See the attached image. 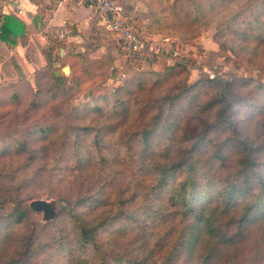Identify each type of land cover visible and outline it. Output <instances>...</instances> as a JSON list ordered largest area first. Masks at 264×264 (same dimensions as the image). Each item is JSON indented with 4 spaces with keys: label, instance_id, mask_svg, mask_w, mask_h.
Returning a JSON list of instances; mask_svg holds the SVG:
<instances>
[{
    "label": "trees",
    "instance_id": "trees-1",
    "mask_svg": "<svg viewBox=\"0 0 264 264\" xmlns=\"http://www.w3.org/2000/svg\"><path fill=\"white\" fill-rule=\"evenodd\" d=\"M118 1L135 25L142 17L148 19L142 31L145 36L160 33L156 26L164 12L177 16L185 6L184 0H146L149 10L140 16L131 4ZM221 1L222 10L214 8L212 15L218 22L205 28H214L220 47H230L238 55L246 47L236 38L254 40L257 44L250 48L254 53L258 45H264V0ZM196 9L188 6L187 16L204 18L201 5ZM93 30L96 42H103L102 35L111 33L104 25L97 24ZM25 31L24 22L6 15L0 40L15 44ZM117 45L114 56L118 58L125 52ZM62 49H66L63 57H67L69 47L61 42L46 48L47 63L34 73L52 68L49 82L46 87L36 82L37 89L31 90V96L35 108L48 95L60 99L67 104L64 112L52 124L41 121L24 126L26 132L13 139L15 149L8 152L14 156L34 150L37 156L50 157L66 147L63 155L74 158L80 173L97 176V181L89 190L79 187L74 194L69 193L66 209L45 226L53 229L52 235L40 233L36 225L26 226L30 207L16 199L13 210L0 224V264H45L53 258V252L64 253L68 264H179L181 254L187 255L182 264H217L221 252L236 246L250 226L264 223V120L246 135L237 121L238 104L246 98L236 90L249 84L248 79H210L208 86L201 81L185 82L163 93L157 89L143 92L142 79L136 88L130 81L104 95L105 107L95 104L94 93L89 102L72 106L75 86L53 69ZM88 50L89 46L83 51ZM181 70L173 66L156 75L161 82ZM19 82L5 88L17 87ZM143 93H149L148 106H139ZM14 98L19 99V93L15 92ZM207 110L215 114L214 121L198 118L197 128L190 130L187 117L196 119ZM182 111H186L185 117ZM261 111L264 115V108ZM22 122H17L18 126ZM168 141L171 151L165 148ZM231 154L239 158L230 166L227 162ZM131 163H139L136 171H131L138 174L121 182L120 187L106 179V168L120 164L119 172H123L126 168L121 167ZM4 203L0 197V206ZM116 221L125 226L109 230L108 237L100 241L101 231ZM160 223L172 229L162 241L155 242L154 249L149 229ZM231 258L229 255L227 260ZM193 259L198 263H192Z\"/></svg>",
    "mask_w": 264,
    "mask_h": 264
},
{
    "label": "rangeland",
    "instance_id": "rangeland-1",
    "mask_svg": "<svg viewBox=\"0 0 264 264\" xmlns=\"http://www.w3.org/2000/svg\"><path fill=\"white\" fill-rule=\"evenodd\" d=\"M169 1L172 2V0L167 2ZM183 3L185 6L180 9L177 16L167 10V12H164L163 20L158 21L156 26L160 34L179 37V49L184 56L182 63H171V65L167 59L154 55L139 56V54L122 53L117 58L114 53L118 52V43L109 32L102 35L103 42H96L97 35H94L88 45L89 50L83 51V55L79 58H75L73 52L81 50L79 49L80 45L87 49L86 42L89 41L85 40L76 46H69V55L67 57H58L59 66L53 64V69L62 70L65 66H70V72H62L61 75L68 77L71 80V84L75 86L73 87L74 99L71 101L72 106L89 102L92 98V93H94L93 95L97 99L95 104L105 107L106 99L104 95H107L108 92H113L116 87L130 81L133 82L132 87L136 88V84L142 79L145 85L142 89L143 92L157 89L156 91L160 93L185 82L195 84V82L201 81L202 85L208 86L210 83L207 80L210 79H219L224 82H231L235 79L239 81L248 79L249 84L236 90V92L239 91V96L242 95L246 98L243 103L238 104L237 121L239 128L241 130L242 128L244 129L245 135L254 131L256 123L264 120V115L261 111L264 108V45H258L254 52L256 54H254L251 53L252 50L250 48L256 46L257 43L250 38L241 41L239 37L236 40L246 47L245 50L241 49L239 55L231 50L230 47H220V44L215 39L216 30L212 27H205L218 22L212 15L215 12L214 8H218V11L222 10L223 2L221 0H198L194 3L184 0ZM199 5L204 9V18L194 20V18L187 16L186 8L188 6L196 9ZM136 27L143 31V28L138 25ZM197 30L199 31L196 34ZM46 48H48V45ZM173 66L180 70L183 68V70L173 77H165V79L162 78L163 80L160 79L161 82L158 81L159 78L156 73L166 72L168 68ZM15 69L19 72V75L10 78L8 83L0 85V87L2 86L0 88V197L5 200V203L0 206V224L3 223L2 218H5L13 210L16 199H22L28 205L33 199H58L60 206H63L58 213L59 215L67 207L66 199L69 197L70 192L74 194V190H78L79 187L87 190L88 187H91L97 181V176L89 177L83 172L80 173L74 158H68L63 155L67 150L65 149L66 147L62 150L60 148L59 155L55 153V155L50 157L43 154L37 156L34 150L32 152H18L14 156L10 155L9 152L15 149L13 148V139L26 132L24 126L27 124H39L41 121L52 124L55 119L60 118L67 105L62 100H56L49 95L42 99L41 102H38L39 108H35L32 105L31 90L37 89L36 82L46 87L49 82L48 72H51L52 68L39 74L34 72L23 73L20 71V67H15ZM117 77H123V79L117 81ZM170 78H173L171 79L172 81L169 80ZM19 80L17 87L11 88L12 86H10L5 88L11 82L15 83ZM15 92L19 93V99L14 98ZM149 98V93H143V95L139 96V106H148L147 104L151 101ZM36 101H40V99L37 98ZM185 112H181L183 117H185ZM198 115L199 117L197 116L196 119H192L190 116L187 117L189 118L187 120L188 123L186 121L185 123H187L190 130L197 128L199 124L198 118L204 120V122H213L215 119V114L213 115L208 110L206 113L201 115L199 113ZM22 120L24 121L22 122ZM17 122L18 124L22 122V124L18 126ZM200 125H202V122ZM163 145L164 143L160 146L162 147ZM166 147V151H171L172 147L169 141L165 143ZM4 149L7 150L5 155L2 153ZM59 157L61 158L60 160L58 159ZM238 158L235 154H231L227 165L231 166ZM138 165L139 163H131L123 166L121 168H126V171L123 172H119L120 164L106 168L105 170L108 171V174L105 172L106 179L120 187L121 182L124 183L134 178V174H138V171L131 174V171H136ZM91 191L94 190L91 189ZM52 221H43L42 213L30 208L27 214L26 226L36 225L40 233L52 235L53 229L45 227ZM120 226H125V223L120 221L112 223L107 227L108 229L101 231L99 240L104 241L109 235V230L120 228ZM167 226L166 228L164 223H160L156 227L149 229L151 230L150 233L153 234L152 244L159 242L165 236V233L172 229L169 224ZM156 248L157 245L155 243L154 249ZM88 253L93 254L89 248ZM53 254V258L45 261V264H68L64 253L53 252ZM229 255L233 257L231 260H227ZM186 257V254H181V257L177 260L180 262L179 264H182ZM219 258L217 260L219 263L217 264H261L264 262V223L250 226L245 236L240 238L236 246L222 251ZM96 260L97 257H94V262ZM196 260L193 259L192 263H198ZM177 261L176 263H178Z\"/></svg>",
    "mask_w": 264,
    "mask_h": 264
},
{
    "label": "crops",
    "instance_id": "crops-1",
    "mask_svg": "<svg viewBox=\"0 0 264 264\" xmlns=\"http://www.w3.org/2000/svg\"><path fill=\"white\" fill-rule=\"evenodd\" d=\"M125 1L140 16H145L149 10L146 0ZM19 6L23 8L22 13L17 11ZM10 14L24 22L26 31L16 38L15 44L0 40V85L19 75L15 67H20L23 73H32L45 66L47 60L44 52L47 45L61 42L66 47L76 46L85 40H92L96 35L93 30L95 26L103 25L100 14L89 7L86 0H0V28L4 17ZM144 18L136 22L140 28H144L147 23ZM65 26L70 29V33L65 39L59 40L57 33ZM79 49L73 52L75 57H79L84 50L82 45ZM61 53L62 50L60 56L65 55L66 49L63 55Z\"/></svg>",
    "mask_w": 264,
    "mask_h": 264
},
{
    "label": "built area",
    "instance_id": "built-area-1",
    "mask_svg": "<svg viewBox=\"0 0 264 264\" xmlns=\"http://www.w3.org/2000/svg\"><path fill=\"white\" fill-rule=\"evenodd\" d=\"M86 1L89 7L100 14L103 25L111 32L126 54L141 55L147 53L167 59L170 64L183 62L184 56L180 52L178 38L165 34L145 36L142 30L136 27L127 9L118 0ZM21 7L17 8L19 13L23 12ZM69 33L70 29L65 26L57 33V38L63 40ZM62 53H64V49H62ZM122 79L123 77H117V81Z\"/></svg>",
    "mask_w": 264,
    "mask_h": 264
},
{
    "label": "water",
    "instance_id": "water-1",
    "mask_svg": "<svg viewBox=\"0 0 264 264\" xmlns=\"http://www.w3.org/2000/svg\"><path fill=\"white\" fill-rule=\"evenodd\" d=\"M63 55V53H61ZM55 66H59V62L54 63ZM63 73L70 72V66H65L62 70H56L55 74L57 76ZM29 206L32 210L42 213V219L45 222L54 220L58 213L61 211L63 206H60L58 199L47 200V199H33L30 201Z\"/></svg>",
    "mask_w": 264,
    "mask_h": 264
}]
</instances>
